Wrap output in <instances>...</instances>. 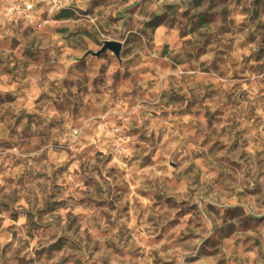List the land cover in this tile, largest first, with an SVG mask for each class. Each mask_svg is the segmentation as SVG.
I'll use <instances>...</instances> for the list:
<instances>
[{"label": "rangeland", "instance_id": "1", "mask_svg": "<svg viewBox=\"0 0 264 264\" xmlns=\"http://www.w3.org/2000/svg\"><path fill=\"white\" fill-rule=\"evenodd\" d=\"M24 1L0 0V264H264V0Z\"/></svg>", "mask_w": 264, "mask_h": 264}, {"label": "built area", "instance_id": "2", "mask_svg": "<svg viewBox=\"0 0 264 264\" xmlns=\"http://www.w3.org/2000/svg\"><path fill=\"white\" fill-rule=\"evenodd\" d=\"M34 0H25L24 1V8L22 11H20L19 6H11L8 9V16L16 11H20V14H23L25 18H31V14L35 10V5L32 3ZM40 4L46 5L48 12L51 14L56 10H61V9H66L68 8L71 4L72 0H36ZM46 21L44 22V24Z\"/></svg>", "mask_w": 264, "mask_h": 264}, {"label": "water", "instance_id": "3", "mask_svg": "<svg viewBox=\"0 0 264 264\" xmlns=\"http://www.w3.org/2000/svg\"><path fill=\"white\" fill-rule=\"evenodd\" d=\"M110 51L115 55L116 58L119 59L121 51H122V43L117 42V41H105L103 43V47L96 53L94 52H89L87 55H92L97 58H99L102 54Z\"/></svg>", "mask_w": 264, "mask_h": 264}]
</instances>
